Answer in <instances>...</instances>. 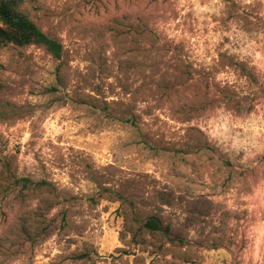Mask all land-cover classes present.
<instances>
[{"label": "rangeland", "instance_id": "1", "mask_svg": "<svg viewBox=\"0 0 264 264\" xmlns=\"http://www.w3.org/2000/svg\"><path fill=\"white\" fill-rule=\"evenodd\" d=\"M19 11L62 50L0 49V264H264V0Z\"/></svg>", "mask_w": 264, "mask_h": 264}, {"label": "trees", "instance_id": "2", "mask_svg": "<svg viewBox=\"0 0 264 264\" xmlns=\"http://www.w3.org/2000/svg\"><path fill=\"white\" fill-rule=\"evenodd\" d=\"M25 0H0V49L7 45L43 47L53 58L61 57L62 46L56 40L44 34L35 23L19 11V6ZM143 227L159 230V223L154 217H149Z\"/></svg>", "mask_w": 264, "mask_h": 264}]
</instances>
